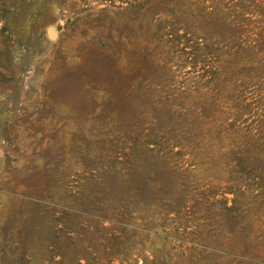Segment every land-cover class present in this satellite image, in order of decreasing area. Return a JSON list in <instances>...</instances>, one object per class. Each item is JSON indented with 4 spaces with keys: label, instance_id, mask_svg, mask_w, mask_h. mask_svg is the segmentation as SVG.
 I'll use <instances>...</instances> for the list:
<instances>
[{
    "label": "rangeland",
    "instance_id": "rangeland-1",
    "mask_svg": "<svg viewBox=\"0 0 264 264\" xmlns=\"http://www.w3.org/2000/svg\"><path fill=\"white\" fill-rule=\"evenodd\" d=\"M0 264H264V0H0Z\"/></svg>",
    "mask_w": 264,
    "mask_h": 264
},
{
    "label": "water",
    "instance_id": "water-1",
    "mask_svg": "<svg viewBox=\"0 0 264 264\" xmlns=\"http://www.w3.org/2000/svg\"><path fill=\"white\" fill-rule=\"evenodd\" d=\"M48 38L52 41H56L58 39L59 32L55 26H50L47 29Z\"/></svg>",
    "mask_w": 264,
    "mask_h": 264
}]
</instances>
